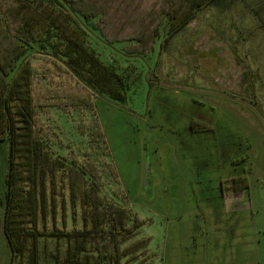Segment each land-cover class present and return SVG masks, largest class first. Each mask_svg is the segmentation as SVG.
<instances>
[{"label": "rangeland", "instance_id": "rangeland-1", "mask_svg": "<svg viewBox=\"0 0 264 264\" xmlns=\"http://www.w3.org/2000/svg\"><path fill=\"white\" fill-rule=\"evenodd\" d=\"M34 1H42L61 30L122 74L125 86L118 98L77 97L64 69H53V57L41 55L42 45L6 40V31L1 33L0 64L10 46L19 44L25 54L7 77L0 71V113L15 82L27 88L24 68L32 64L40 150L57 162L56 193L58 200L65 193L68 205L63 212L60 201L55 217L49 209L45 223L41 217L38 229L30 221L26 229L38 235L54 225L85 227L81 207L73 212L69 200V182L82 183L98 188L107 206H126L130 216V238L113 255L100 245L99 264H264V29L247 6L264 0L237 3L226 13L206 7L166 47L169 0L75 5L88 11L94 2L104 12L88 19L66 0ZM147 38L154 43L146 52ZM8 99L16 112L19 97ZM21 119L14 115L13 132L21 142L13 162L14 171L27 176L29 151L22 140L29 130ZM9 149L8 142L0 143V264H55L49 253L73 254L83 240L41 235L33 253L30 236L14 255L6 244ZM20 181L28 190L29 179ZM46 181L51 195L50 174Z\"/></svg>", "mask_w": 264, "mask_h": 264}, {"label": "trees", "instance_id": "trees-1", "mask_svg": "<svg viewBox=\"0 0 264 264\" xmlns=\"http://www.w3.org/2000/svg\"><path fill=\"white\" fill-rule=\"evenodd\" d=\"M66 1L73 11L81 14L86 19L95 18L104 13L96 9L93 5L94 2L90 3L88 11H85L81 8L77 9L75 5L80 2L85 4L86 0ZM240 2L247 4V0H169L168 9L164 14L167 19V32L162 47L168 46L175 35L184 30L206 7H211L218 13H226ZM247 6H251V11L260 22L261 27L264 28V18L261 15L262 10H264V2H258V5L253 6L247 4ZM0 14L3 17L0 20V25H3V29L0 28V35L6 31V40L16 39L33 45H42L41 47L45 51L41 52V55L53 57L49 58L54 63L53 69H64V73H67L66 75L71 78L70 94L77 97L80 95L86 96L87 101H90L92 96L97 97L99 93H109L113 98L120 96V88L125 86L124 76L117 73L115 69L101 63L82 41L61 30V24L58 22L57 16L43 8L42 1L0 0ZM246 39L244 38V40ZM147 40L148 38L142 41L144 42L143 51L146 52L154 43L153 41L148 44L145 42ZM60 43L62 44L60 45ZM20 47L18 44L8 48V54L0 64L3 77H7L15 69L16 61L25 54V50ZM61 47H63V50ZM4 61L6 62L5 65L3 64ZM24 69L28 73L27 88L21 90L18 87L19 84L15 82L13 90L8 89V96L3 99L4 108L3 112L0 113L2 119L0 130L9 132L8 135L5 132L0 136V143L8 142L10 146L8 172L4 178L6 186L4 231L8 245L14 255L26 246V239L30 236L33 238V253L37 250V238L41 235H44V237L45 235H53L58 240L82 239L83 245L79 247L83 248L82 250L78 251V247H76L73 254L69 253L61 257V251L57 249V254H54L55 252L49 253V259L52 256L56 262L55 264H99L100 245H108L109 253L113 255V251H119L120 244L130 238L132 229L127 226L130 218L127 207L107 206L105 204L106 199L98 188H89L82 183L69 182L70 207L73 212L78 206L81 207L85 227L68 230L66 227L61 229L54 225L52 231L49 230L47 233L43 231L42 234L38 235L34 230L28 231L25 227V223L30 221L38 229V220L42 217L45 223L49 209L54 211L55 217V207H58L60 201H62L63 212L68 205L66 206L65 193L61 194V200H58L56 193L57 182L54 175H56L55 165L57 162L48 160L40 150L42 136L35 121L36 105L32 88L34 67L29 63ZM1 90L3 92L4 88H0V92ZM78 92L80 93L78 94ZM9 94L12 95L13 99L16 95L19 97L20 104L16 112L12 111L8 105ZM14 115L21 116V120L25 123L24 127L29 130V134L23 137L24 140H22L28 144L26 149L29 151L28 158L25 160L28 170L27 176H19L18 170L17 172L14 171L13 158L17 147L15 144L21 142L18 138L19 134L13 132L15 127ZM51 166L53 168H50ZM49 174L51 176V195L46 193L47 188L50 189L46 184ZM89 174L94 175L92 172H89ZM26 178L30 181L28 190H25L20 181L26 180ZM25 191L28 193L26 196H24ZM37 192H40L39 196H37ZM19 244L21 245L20 248ZM133 248V245L129 246L127 251H132ZM47 251L45 248V254ZM45 259L47 260V258Z\"/></svg>", "mask_w": 264, "mask_h": 264}, {"label": "crops", "instance_id": "crops-1", "mask_svg": "<svg viewBox=\"0 0 264 264\" xmlns=\"http://www.w3.org/2000/svg\"><path fill=\"white\" fill-rule=\"evenodd\" d=\"M262 29H264L263 26H262ZM3 223H5V208H4V213H3ZM2 228H3V232H4V237H5L6 244H8L7 236H6V233L4 231V226ZM9 249H10V247H9Z\"/></svg>", "mask_w": 264, "mask_h": 264}]
</instances>
